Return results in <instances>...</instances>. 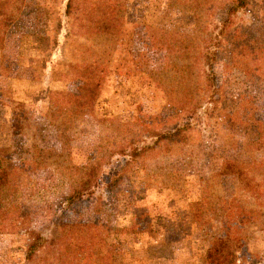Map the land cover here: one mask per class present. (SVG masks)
<instances>
[{"label":"rangeland","instance_id":"374dc122","mask_svg":"<svg viewBox=\"0 0 264 264\" xmlns=\"http://www.w3.org/2000/svg\"><path fill=\"white\" fill-rule=\"evenodd\" d=\"M233 1L13 8L0 41V158L12 166L0 188V264H210L222 240L233 264H264V75L218 60L213 103L203 73L204 39ZM252 3L255 30L264 0ZM96 5L99 27L115 28L92 30L85 13ZM76 66L100 75L86 108ZM179 122L190 125L183 142L169 132ZM91 166L99 186L70 201ZM58 224L90 225L96 246L63 241L27 260L30 233L53 240Z\"/></svg>","mask_w":264,"mask_h":264},{"label":"trees","instance_id":"16d2710c","mask_svg":"<svg viewBox=\"0 0 264 264\" xmlns=\"http://www.w3.org/2000/svg\"><path fill=\"white\" fill-rule=\"evenodd\" d=\"M22 1L24 0H0V41L3 40L2 38L5 27L12 22L10 12ZM70 1L72 2V0ZM252 2L253 0L233 1L227 7V10L223 13V15H221V18L217 21V23H215V25L208 31L209 33L206 39H204L202 60L205 63V68L203 69V73L205 75L206 81H208L207 91H210L212 94L211 96H213H210L209 99L213 103L215 102L214 98H217L216 93L219 89L217 86L215 73L213 71V64L218 60L221 61L226 59L228 62L230 61L229 64L231 66L238 67L244 72H249V74H258L261 76L264 75V11L257 20L258 22L254 25L255 30L252 29V19H254L255 16L252 11ZM96 9L97 5L90 12L85 13V15H91L89 22L95 24L94 26H96L92 30L100 31L103 27L105 28V31H110L112 28H115V25L112 23V21L106 20V27L103 23H101V26L99 27L94 17L98 11ZM240 20H246L244 24L249 21V28L246 29L244 24L240 25ZM188 51H192V48L188 47ZM75 68L78 72V75L83 78L85 88L84 94L78 99V102H80L78 107L86 108L88 105L92 106L95 104L98 98V92L100 90L98 78L100 75H94L92 73L93 71L89 67L83 68L76 66ZM185 106H187L186 103H184V107ZM196 106L198 107L195 109L187 110L186 117L190 116V114L198 113L199 105ZM185 118H183V120H185ZM185 124L186 123L180 124V122L175 123L174 127L169 130V132L171 131L170 134L172 137L179 138L181 142H183L184 139L183 133H185V131L182 128ZM188 124L185 125V128L190 126ZM119 154L122 155L124 153L120 152ZM8 162L9 161L0 158V188L7 184V176L12 171V166L8 164ZM226 167L228 169H233V173L241 177L243 182L249 184V187L255 188L256 186L260 185L259 181L255 180L254 178H249V176L244 173L242 167L239 166L238 163L228 160L226 162ZM244 178H249L250 181H246ZM116 180L117 179H113L111 176L108 177L106 183L108 186H112L113 182ZM251 183L255 184L250 186ZM98 186V167L91 166L86 169L85 177L79 182L78 187H80V190H76V187L70 194L69 200L76 201L80 195H84L85 191H91V189ZM55 228L60 230L61 235L53 240H48L44 235L36 231H32L30 233V237L28 238V248L26 251L27 260L32 261L38 253L50 246L49 244L57 245L59 242L63 241L69 242L71 247L78 245V247L82 248V250H86L89 247L91 248L93 245L96 246L95 240L97 235L93 232V230H91L90 225L58 224ZM229 243V241L222 240L220 243H217L213 246V249L208 256L210 264H233L235 262V254L233 250L229 248Z\"/></svg>","mask_w":264,"mask_h":264}]
</instances>
